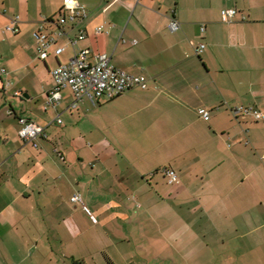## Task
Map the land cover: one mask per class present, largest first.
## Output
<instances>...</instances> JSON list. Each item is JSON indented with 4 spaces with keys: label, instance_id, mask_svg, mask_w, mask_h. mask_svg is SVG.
<instances>
[{
    "label": "crops",
    "instance_id": "0c3cea01",
    "mask_svg": "<svg viewBox=\"0 0 264 264\" xmlns=\"http://www.w3.org/2000/svg\"><path fill=\"white\" fill-rule=\"evenodd\" d=\"M65 1L0 0V264H264V119L233 111L264 113V0H76L83 19ZM61 15L64 50L41 59ZM84 48L148 87L76 108L66 88L59 123L52 70Z\"/></svg>",
    "mask_w": 264,
    "mask_h": 264
},
{
    "label": "built area",
    "instance_id": "2783aa9c",
    "mask_svg": "<svg viewBox=\"0 0 264 264\" xmlns=\"http://www.w3.org/2000/svg\"><path fill=\"white\" fill-rule=\"evenodd\" d=\"M65 7L71 10L70 18L80 17L81 19L87 16V11L76 0H66ZM238 14L236 8H226L224 10V18L227 21H232ZM242 20L246 19V16L242 13ZM68 19V16L61 15L56 20L57 29L52 33H47L41 25L35 36L38 42V53L41 59H46L49 55L50 48L54 45V51L57 55L62 53L64 47L57 45L58 39L65 35L64 25ZM20 16L16 15L10 19V22L5 25L4 29L7 32L17 34L20 31L19 22ZM170 27L174 30L179 28V23L176 20L170 22ZM204 29V27H202ZM95 32L97 34L106 32L104 25L96 27ZM86 34L80 33L77 39H73L75 43L78 39H84ZM205 48V44L201 43L196 48V53L199 54ZM89 48L81 49L76 52L67 63H61L52 70V76L54 79V85L48 91L47 101L45 108L53 107L57 112V122L62 123L60 118V109L63 99L62 91L69 88L75 96L74 101L71 103L70 108H76L80 101L85 97L90 98L92 102H96L102 97L114 98L128 90L140 87H148V77L144 74H132L123 69L117 68L111 63V57L108 53H98L94 57V61H88ZM5 71V69H2ZM10 81L6 82L5 87H9ZM16 94H20L16 92ZM236 114H249L257 120L264 119V113L258 108L252 106H236L233 108ZM202 117L205 120L210 118L209 111H204ZM19 123L21 125L19 129V135L25 142H31L35 147L39 146L38 138L40 136H46L45 128L39 125L32 119L20 116ZM163 173L169 176L171 182L178 181L177 172L168 167L161 169ZM74 203L80 204L82 209L93 217L91 209L85 204L82 195L76 193L72 197Z\"/></svg>",
    "mask_w": 264,
    "mask_h": 264
},
{
    "label": "rangeland",
    "instance_id": "374dc122",
    "mask_svg": "<svg viewBox=\"0 0 264 264\" xmlns=\"http://www.w3.org/2000/svg\"><path fill=\"white\" fill-rule=\"evenodd\" d=\"M86 205L89 207V204L86 203ZM91 209V207H89ZM91 217V216H90Z\"/></svg>",
    "mask_w": 264,
    "mask_h": 264
}]
</instances>
